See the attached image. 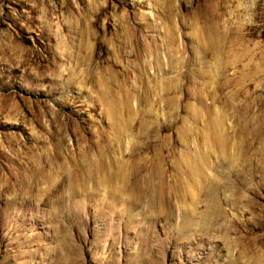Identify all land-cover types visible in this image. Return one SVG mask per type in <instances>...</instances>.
Listing matches in <instances>:
<instances>
[{
    "label": "rangeland",
    "instance_id": "rangeland-1",
    "mask_svg": "<svg viewBox=\"0 0 264 264\" xmlns=\"http://www.w3.org/2000/svg\"><path fill=\"white\" fill-rule=\"evenodd\" d=\"M0 264H264V0H0Z\"/></svg>",
    "mask_w": 264,
    "mask_h": 264
},
{
    "label": "bare ground",
    "instance_id": "bare-ground-1",
    "mask_svg": "<svg viewBox=\"0 0 264 264\" xmlns=\"http://www.w3.org/2000/svg\"><path fill=\"white\" fill-rule=\"evenodd\" d=\"M29 188V187H28Z\"/></svg>",
    "mask_w": 264,
    "mask_h": 264
}]
</instances>
